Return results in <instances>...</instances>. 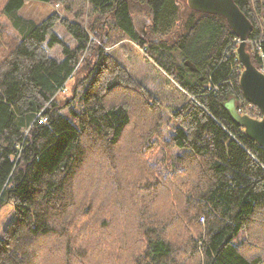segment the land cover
Masks as SVG:
<instances>
[{
    "label": "trees",
    "instance_id": "1",
    "mask_svg": "<svg viewBox=\"0 0 264 264\" xmlns=\"http://www.w3.org/2000/svg\"><path fill=\"white\" fill-rule=\"evenodd\" d=\"M27 1L0 0V16L17 34L0 40V206H14L0 234V264L82 262L86 251L73 246L70 230L94 207L101 232L123 235L100 242L106 253L96 264H264V148L224 103L234 98L241 113H260L240 90L238 36L225 18L189 7L181 17L179 0H85L96 15L85 28L55 11L40 22L26 18L18 10ZM39 1L68 7L71 0ZM137 2L150 14L149 39L135 27ZM234 2L252 23L246 50L264 69V0ZM57 22L73 47L56 33ZM111 30L185 94L167 118L146 88L89 42L90 33L107 42ZM45 44L59 45L62 57ZM74 73L82 74V90L62 101L57 94ZM134 99L141 116L152 115L146 137L132 124Z\"/></svg>",
    "mask_w": 264,
    "mask_h": 264
},
{
    "label": "rangeland",
    "instance_id": "2",
    "mask_svg": "<svg viewBox=\"0 0 264 264\" xmlns=\"http://www.w3.org/2000/svg\"><path fill=\"white\" fill-rule=\"evenodd\" d=\"M137 5L133 9V18L134 23L139 24V32L142 34L143 31H149L150 24V14L145 11V9L137 2ZM178 4L180 6L181 17H185L189 13L187 0H179ZM57 12L60 17H65L70 20H77L82 23L86 28H89L95 14L90 12V8L85 0H71L67 5L58 4L52 5L39 0H29L23 7L18 10V13L26 18L33 19L36 22H40L45 19L50 13ZM6 29V30H4ZM56 33L71 47L74 46V41L71 36L65 32L63 27L59 22L55 25ZM8 35V36H7ZM16 32L10 26L8 20L0 16V40L6 39L9 41L11 38H16ZM90 41L96 43L99 47H102L106 54L110 55L113 59L118 61V63L129 73L134 79L139 82L150 95L155 98V103L160 106L165 118L170 116L173 108L177 107L185 98V94L179 91L172 81L163 74L160 69L153 64V62L144 55V51L136 43L132 42L128 38L124 37L120 33L111 30L109 34V39L107 42H102L96 38L92 33L89 34ZM148 37V36H146ZM47 51L51 56L56 58H61V47L57 44L53 46H47ZM1 51V50H0ZM88 54V53H87ZM86 56V51L80 56L77 67L81 65L82 60ZM91 62L93 59L91 58ZM1 62V61H0ZM81 67V66H80ZM81 71V69H80ZM82 77V74L74 73L70 79L67 80L64 87L61 91L58 92L57 97L65 101L70 97H76L82 90L81 82H77ZM75 93V94H74ZM123 94V93H122ZM124 97V95H120ZM135 105L131 108L132 114V124L134 127H137L138 134L141 137H146L148 133L152 132L154 129L152 127V115L150 116H141L142 108L141 104L137 99H134ZM63 113L67 112V108H63ZM137 113L139 115H137ZM165 127V126H164ZM163 127V128H164ZM148 131H144L147 130ZM167 128H164L165 138L168 135ZM136 136H133L135 139ZM156 136H153L154 139ZM136 139L139 140L138 137ZM155 142V140H152ZM162 146L161 139L156 141ZM127 150L124 149V152ZM175 153L176 149L166 148V153ZM156 153L155 157L156 158ZM123 158V157H122ZM128 158V157H125ZM124 158V159H125ZM79 193V192H77ZM91 196V195H90ZM88 200H91L88 197ZM75 202H81L80 196L77 195ZM84 203V202H83ZM95 203V202H94ZM96 204V203H95ZM96 206V205H95ZM98 207V206H96ZM94 209H97L94 207ZM94 209L91 210L88 216H85L83 220H80L73 228L70 230V235L74 238V247L82 248L86 251L87 256L82 262L72 260L71 264H96L95 258L99 254H105L106 252L102 251L100 242L103 241L104 246L107 240H120L123 235L121 229L116 231V234H113V231L110 232V228L103 229L100 231L99 222L101 215L94 212ZM98 212V209L96 210ZM14 217V206L11 202H8L0 206V234L4 231L6 226ZM57 245H61L58 240H55ZM45 249V248H44ZM59 251L56 252V261L58 260ZM104 258V257H102ZM101 258V259H102ZM37 260V259H36Z\"/></svg>",
    "mask_w": 264,
    "mask_h": 264
},
{
    "label": "water",
    "instance_id": "3",
    "mask_svg": "<svg viewBox=\"0 0 264 264\" xmlns=\"http://www.w3.org/2000/svg\"><path fill=\"white\" fill-rule=\"evenodd\" d=\"M187 5L194 11L215 14L225 18L227 25L238 36L236 48L237 60L242 67L239 87L243 98L260 110L261 117L255 118L241 113L236 107L235 99L224 103V108L231 119L244 129V133L264 148V70L256 67L246 50L247 37L252 29L251 21L241 11L234 0H187ZM191 70L197 67L189 60L184 61Z\"/></svg>",
    "mask_w": 264,
    "mask_h": 264
},
{
    "label": "built area",
    "instance_id": "4",
    "mask_svg": "<svg viewBox=\"0 0 264 264\" xmlns=\"http://www.w3.org/2000/svg\"><path fill=\"white\" fill-rule=\"evenodd\" d=\"M56 7H58V4H56ZM251 43H252V46H253V48H255V49H259V46H258V42H255V41H251ZM262 69V68H261ZM264 70V69H263ZM251 105V104H250ZM252 107H255V106H253V105H251V108ZM257 108V107H256ZM257 110L259 111V113H260V110L257 108ZM247 114V113H246ZM261 117V113H260V116L259 117H255V118H260ZM43 120H45V118H43Z\"/></svg>",
    "mask_w": 264,
    "mask_h": 264
},
{
    "label": "flooded vegetation",
    "instance_id": "5",
    "mask_svg": "<svg viewBox=\"0 0 264 264\" xmlns=\"http://www.w3.org/2000/svg\"><path fill=\"white\" fill-rule=\"evenodd\" d=\"M148 25H149V24H148ZM135 27H136V29L139 31L140 26H139L138 22H137V24L135 23ZM142 35L145 36V37H146V36H149V35H148V32H145V31H143ZM146 38L149 39L148 37H146Z\"/></svg>",
    "mask_w": 264,
    "mask_h": 264
}]
</instances>
